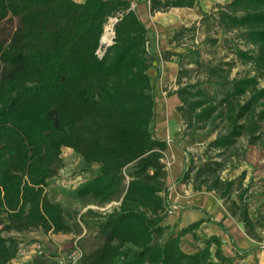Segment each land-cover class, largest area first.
<instances>
[{
    "label": "trees",
    "instance_id": "trees-1",
    "mask_svg": "<svg viewBox=\"0 0 264 264\" xmlns=\"http://www.w3.org/2000/svg\"><path fill=\"white\" fill-rule=\"evenodd\" d=\"M150 1L156 13L200 0ZM201 15L206 40L217 44L210 31L221 32L234 59L214 64L196 46L163 53L166 60L179 57V87L170 95L180 98L184 135L216 132L208 143L216 155L199 164L193 158L180 181L219 194L247 234L262 241L264 213H253L244 176L222 172L246 154L241 141L264 146V0L218 2ZM9 17L20 22L0 32V264H12L24 233L81 234L84 225L95 229L85 264H240L249 251L227 254L220 236L203 233L206 220L181 229L163 224L169 144L155 134L149 73L159 57L149 50L151 29L131 0H0V23ZM111 17L118 18L114 43L100 56ZM197 30V22L182 27L170 42L178 45ZM237 63L250 70L231 77ZM193 71L202 76L183 82ZM64 147L98 166L72 194L102 205L119 202L105 213L87 210L83 224L47 192L63 167ZM187 235L201 242L193 251L183 247ZM26 264L48 262L35 257Z\"/></svg>",
    "mask_w": 264,
    "mask_h": 264
},
{
    "label": "rangeland",
    "instance_id": "rangeland-1",
    "mask_svg": "<svg viewBox=\"0 0 264 264\" xmlns=\"http://www.w3.org/2000/svg\"><path fill=\"white\" fill-rule=\"evenodd\" d=\"M218 2L224 3L227 1L214 0V3L212 4L211 8L209 7L208 12L214 11V7ZM199 20L197 21L198 30L196 31V35L194 37L192 36V34L186 35L183 39L180 40L178 45L176 42H170L171 48L167 51L183 52L189 47L196 46V48H200L202 58L206 61H212L214 64L234 59V55L231 53L228 45L224 42L225 35H223L221 32L216 33V29L210 31L212 37L219 38V42L213 45L206 40V37L208 35L206 32V27L201 25ZM19 22L20 20L18 17H9L7 20L0 23V32L8 34L9 32L14 31L19 25ZM193 24H190L189 26ZM163 53H161L160 55L162 56V58ZM163 60L165 62H163L159 67L160 76L156 79L155 86L158 89L160 88L161 90L166 91V93L169 94L174 89H177L179 87V57L177 55L171 54L170 60ZM166 61H173L174 68H177V71L176 69H174L173 74H171L172 72L170 70V67H168ZM175 63H177V65ZM193 66L194 65H189L188 67ZM249 70V65L237 63V65L232 69L231 77L243 76L248 73ZM157 72L158 69L153 72V80H155ZM199 76H202V74L193 71L192 73L185 75L182 81L194 82L199 78ZM260 85L264 86V76L260 78ZM167 97L168 96H158V106H156L158 111L167 107L165 103L161 104L160 102L161 98L166 99ZM179 123L182 127L181 134L178 138H172L171 142L176 143L183 148L184 153L188 159L189 166L193 158L195 159V162L199 164L205 160V157L216 155L217 151L208 149V143L216 137V132L212 131L210 127H208L207 129L199 131L195 136L191 137L188 135H184L185 125L181 118V114ZM239 146H244L243 148H246V154L244 156L234 157L233 159H231V161L228 162L226 169L222 172V176L224 178H239L241 176H244V187L248 188L246 196L253 213H264V146L248 145L244 140L239 143ZM62 157L64 160L63 167L60 169L58 175L50 180V183L47 187L49 196L56 201H60L65 207L68 214L73 217V220L81 221L82 224L84 223L83 216L86 215V212L89 209L98 213H105L112 210L113 206H115L118 201H113L111 203L102 205L89 199H78L72 194L77 186H79L92 175L93 171L97 169V165H89L83 160L80 155H78L68 147L63 148ZM191 187H193L192 183ZM201 191L206 190L204 189ZM221 201L224 204L223 199H221ZM86 231V236L82 237L81 239V243L85 251L89 250L95 242V229H89L84 225L83 233H85ZM83 233H45L41 230H34L32 232L24 233L23 235H21V240L27 243L39 240L44 243L47 248V255L44 257L46 258L48 264H51L52 262H56L55 257L61 249H57L58 247H56V241H58V239L54 240L53 237H51L53 236V234H56L54 238H57L59 236L62 238L64 237L62 240H60V242L61 245H63L62 249L67 250L70 247L73 239L76 236L82 235ZM203 233L205 234V232ZM199 244H201L200 241H196L190 235H187L184 238L183 247L187 251H193ZM247 257L248 255H246L244 259H246Z\"/></svg>",
    "mask_w": 264,
    "mask_h": 264
},
{
    "label": "crops",
    "instance_id": "crops-1",
    "mask_svg": "<svg viewBox=\"0 0 264 264\" xmlns=\"http://www.w3.org/2000/svg\"><path fill=\"white\" fill-rule=\"evenodd\" d=\"M76 1L84 2L85 0ZM213 3L214 0H200L195 7H173L166 12L152 13L150 0H131L132 9L138 12L141 19L151 29L149 50L159 57V60L153 63L149 71L153 76V72L158 69L155 82L160 76L159 67L165 62L160 55L171 48L170 40L175 31L197 22L201 18L202 12H208ZM166 63L170 67L171 74L174 69L177 71L173 61H166ZM175 64L177 65V63ZM170 93L167 94L166 91L155 86L156 106H158V96H168L166 99H160L161 104L165 103L167 107L160 111L156 108L155 134L159 138L166 139L169 144L165 152V159L170 162V165H167V207L177 206V209L167 216L163 224L170 225L173 229H181L197 220L204 219L206 221L202 225L203 231L207 236L213 234L220 236L227 254L235 255L237 252L249 251L248 257L240 264H264V238L262 241H257L250 237L243 224L228 212L216 192L195 190L194 187H191V183L180 181L189 164L183 148L171 142L172 138L180 136L182 127L179 123L180 113L176 109L181 103L180 98L177 94L170 95ZM166 118L171 125L169 130L164 124ZM55 235L53 234L51 237L54 240L58 239L56 241L57 249L62 248L60 240L64 237L54 238Z\"/></svg>",
    "mask_w": 264,
    "mask_h": 264
},
{
    "label": "built area",
    "instance_id": "built-area-1",
    "mask_svg": "<svg viewBox=\"0 0 264 264\" xmlns=\"http://www.w3.org/2000/svg\"><path fill=\"white\" fill-rule=\"evenodd\" d=\"M109 21H112V34L110 36V40L104 42L101 41V46L99 49V55L103 56L106 48L114 43L115 31L114 26L115 23L118 21L117 17H111ZM164 161L167 165H170L169 160L164 158ZM119 204V202L117 203ZM116 204V205H117ZM177 209L176 205H171L167 207L166 212L172 214L174 210ZM84 234L80 236H76L70 247L67 250H63L62 248L59 250L57 256L55 257V261L57 264H85L84 257H85V250L81 243V239ZM47 255V248L44 243L39 240H35L33 242L27 243L25 241L20 242L17 254L12 261V264H26L27 262L33 260L35 257H44Z\"/></svg>",
    "mask_w": 264,
    "mask_h": 264
},
{
    "label": "bare ground",
    "instance_id": "bare-ground-1",
    "mask_svg": "<svg viewBox=\"0 0 264 264\" xmlns=\"http://www.w3.org/2000/svg\"><path fill=\"white\" fill-rule=\"evenodd\" d=\"M111 34H112V21H109L105 25V32H104V35H103V41L106 42V41L110 40ZM167 119L168 118H166L164 124L166 126V129L169 130L171 128V125H170L169 120H167Z\"/></svg>",
    "mask_w": 264,
    "mask_h": 264
},
{
    "label": "water",
    "instance_id": "water-1",
    "mask_svg": "<svg viewBox=\"0 0 264 264\" xmlns=\"http://www.w3.org/2000/svg\"><path fill=\"white\" fill-rule=\"evenodd\" d=\"M103 40V36H102V39H101V41Z\"/></svg>",
    "mask_w": 264,
    "mask_h": 264
}]
</instances>
